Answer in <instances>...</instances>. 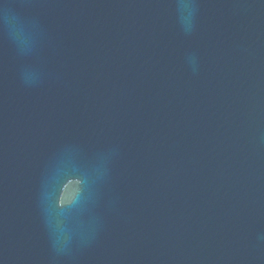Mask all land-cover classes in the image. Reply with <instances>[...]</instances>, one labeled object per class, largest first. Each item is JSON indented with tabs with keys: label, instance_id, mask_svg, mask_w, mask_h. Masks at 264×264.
I'll use <instances>...</instances> for the list:
<instances>
[{
	"label": "water",
	"instance_id": "1",
	"mask_svg": "<svg viewBox=\"0 0 264 264\" xmlns=\"http://www.w3.org/2000/svg\"><path fill=\"white\" fill-rule=\"evenodd\" d=\"M0 264H264V0H0Z\"/></svg>",
	"mask_w": 264,
	"mask_h": 264
},
{
	"label": "clouds",
	"instance_id": "2",
	"mask_svg": "<svg viewBox=\"0 0 264 264\" xmlns=\"http://www.w3.org/2000/svg\"><path fill=\"white\" fill-rule=\"evenodd\" d=\"M4 18L6 22H8L9 25L11 26L12 19H13V12L11 11V8L4 9Z\"/></svg>",
	"mask_w": 264,
	"mask_h": 264
}]
</instances>
